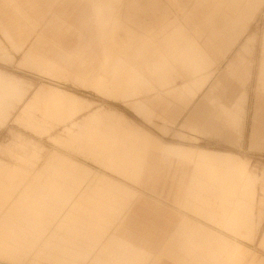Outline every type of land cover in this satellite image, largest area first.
<instances>
[{"label": "rangeland", "instance_id": "374dc122", "mask_svg": "<svg viewBox=\"0 0 264 264\" xmlns=\"http://www.w3.org/2000/svg\"><path fill=\"white\" fill-rule=\"evenodd\" d=\"M155 1L169 19L181 17L169 0ZM0 42L13 57L0 51V255L22 252L25 232L15 228L24 224L47 223L48 234L64 232L55 224L110 231L142 191L205 226L210 237L203 239V228L195 236L192 263L264 264V150L249 141L264 96V8L219 66L227 69L225 79L212 80V101L200 103L206 89L163 134L123 102L118 76L116 87L97 84L98 75L88 81L37 58L24 62L1 32ZM233 59L235 70L227 65ZM195 108L213 117L214 128H181ZM178 232L176 239L187 234ZM156 259L174 264L163 252Z\"/></svg>", "mask_w": 264, "mask_h": 264}, {"label": "crops", "instance_id": "0c3cea01", "mask_svg": "<svg viewBox=\"0 0 264 264\" xmlns=\"http://www.w3.org/2000/svg\"><path fill=\"white\" fill-rule=\"evenodd\" d=\"M122 1L0 0V32L15 54L24 52V62L28 56L37 58L88 81L98 75L95 82L111 88L118 76L123 102L133 104L134 115L140 118L141 113L162 134L165 124L174 126L206 89L200 103L212 101V80L218 75L225 79L227 68L220 72L219 66L248 37L264 8V0H169L181 14L169 19L170 11L155 0H148L150 8L138 0H125L128 5L121 8ZM82 2L90 9L81 8ZM140 12L155 17L143 20L137 17ZM1 50L13 58L0 42ZM230 64L235 70L234 59ZM213 123L211 115L195 108L181 128H214ZM252 123L257 129L250 134V148L264 150L262 95ZM137 193L110 231H97L95 223L55 224L64 231L56 234H48L47 223L15 228L25 232L22 252L0 255V264H154L162 252L174 264H194L195 236L203 228V239L210 237L205 226L183 219L157 196ZM181 228L187 234L176 239ZM240 255L246 262L247 254Z\"/></svg>", "mask_w": 264, "mask_h": 264}, {"label": "bare ground", "instance_id": "6f19581e", "mask_svg": "<svg viewBox=\"0 0 264 264\" xmlns=\"http://www.w3.org/2000/svg\"><path fill=\"white\" fill-rule=\"evenodd\" d=\"M71 104V103H70ZM58 107V106H57ZM73 110V109H72ZM77 110V109H76ZM72 113V112H71Z\"/></svg>", "mask_w": 264, "mask_h": 264}]
</instances>
